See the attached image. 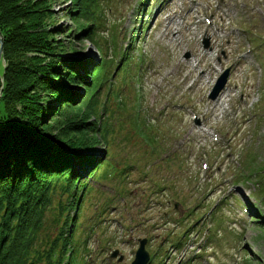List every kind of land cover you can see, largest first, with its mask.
<instances>
[{
    "label": "rangeland",
    "instance_id": "obj_1",
    "mask_svg": "<svg viewBox=\"0 0 264 264\" xmlns=\"http://www.w3.org/2000/svg\"><path fill=\"white\" fill-rule=\"evenodd\" d=\"M142 1L100 3L99 48L76 37L72 0H43L51 39H72L81 76L104 49L110 59L91 88L100 162L75 194L69 264H131L140 239L149 264H264V0H147L137 10ZM121 53L131 58L112 74ZM64 85L76 103L87 97L82 84ZM56 212L43 232L56 231Z\"/></svg>",
    "mask_w": 264,
    "mask_h": 264
},
{
    "label": "trees",
    "instance_id": "obj_2",
    "mask_svg": "<svg viewBox=\"0 0 264 264\" xmlns=\"http://www.w3.org/2000/svg\"><path fill=\"white\" fill-rule=\"evenodd\" d=\"M100 3L105 2L72 0L68 9L77 23L76 37L99 48L106 43L95 37L104 13ZM42 4L0 0L5 62L0 73V264H69L79 199L75 194L83 188L74 165L91 168L86 180L100 162L92 154L101 135L97 92L91 88L99 80L97 70L101 73L110 61L108 50L99 52L100 63L83 67L81 76L76 67L84 64L74 57L76 46L72 39H51L57 30L45 20L52 14ZM65 83L85 87L84 108ZM50 208L56 209L59 226L44 233Z\"/></svg>",
    "mask_w": 264,
    "mask_h": 264
},
{
    "label": "water",
    "instance_id": "obj_3",
    "mask_svg": "<svg viewBox=\"0 0 264 264\" xmlns=\"http://www.w3.org/2000/svg\"><path fill=\"white\" fill-rule=\"evenodd\" d=\"M2 41L0 39V59H1V53H2ZM226 74V75H225ZM227 76V72H225L221 79L218 81L217 85L215 86V88L213 89L212 93H211V96L212 97H216L217 93H218V90L221 88L222 84L224 83L225 81V78ZM224 80V81H223ZM220 82V83H219ZM143 245H144V240L141 241V245L139 247V249L137 250L136 252V257L134 259V261L131 263V264H146L147 262V259H148V255L147 253L145 252L144 248H143ZM115 253H113L114 255Z\"/></svg>",
    "mask_w": 264,
    "mask_h": 264
},
{
    "label": "bare ground",
    "instance_id": "obj_4",
    "mask_svg": "<svg viewBox=\"0 0 264 264\" xmlns=\"http://www.w3.org/2000/svg\"><path fill=\"white\" fill-rule=\"evenodd\" d=\"M89 57H91L90 55H89ZM2 65V64H1Z\"/></svg>",
    "mask_w": 264,
    "mask_h": 264
}]
</instances>
